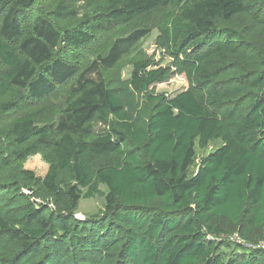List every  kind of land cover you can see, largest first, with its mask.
I'll list each match as a JSON object with an SVG mask.
<instances>
[{"label":"trees","instance_id":"16d2710c","mask_svg":"<svg viewBox=\"0 0 264 264\" xmlns=\"http://www.w3.org/2000/svg\"><path fill=\"white\" fill-rule=\"evenodd\" d=\"M44 1L0 0V264H264V0H90L76 25L73 0ZM160 8L172 67L105 75L148 28L72 55ZM181 74L186 90L156 92ZM39 153L43 177L24 167Z\"/></svg>","mask_w":264,"mask_h":264},{"label":"rangeland","instance_id":"374dc122","mask_svg":"<svg viewBox=\"0 0 264 264\" xmlns=\"http://www.w3.org/2000/svg\"><path fill=\"white\" fill-rule=\"evenodd\" d=\"M45 3L41 4L43 9L48 8L50 4V0H45ZM73 3L76 4L77 8V15L74 18L69 19L67 22L72 25L78 24L83 16L86 13L91 12L92 2L90 0H73ZM91 14V13H90ZM163 16V9H158L154 11L152 16L150 17H140L133 22L128 24H117L113 29L106 30L100 32L96 39L90 43L85 45L84 47L72 51V55L77 60L83 62V66L88 65L92 60L100 53L104 52L105 49H109L110 45L112 44L113 40L122 35H129L138 29L148 28L149 34L142 38L136 45L131 49L129 54L125 55L123 59L119 62V64L113 68V70L107 71V77L115 76V72H119V75L123 78H129L130 73L133 69V65L135 61L142 59V58H149L156 62H160L164 66H171L173 65V57L170 56L166 49L160 47V43L158 42L159 37L161 36V22ZM189 86V81L186 74L176 75L164 82L158 83L155 86L156 92L159 93H166L170 95H175L178 92L186 90ZM67 88H59L58 92L54 94L52 97L46 99L45 101H37V100H29L28 101V108L29 110L37 109L42 106L46 107L48 105L51 106H58L60 105L61 101L64 102L65 97L64 94L66 93ZM14 117L13 113H9V117ZM95 127L97 129L104 128L102 124L96 123ZM221 141H216L210 145V147L206 150H198L197 154V162L196 165L192 168V173L197 171L198 165H200L201 158L207 155L210 151L215 150L219 147ZM48 164L44 161L41 153L30 156L24 163V167L31 169L35 172L37 176L43 177L46 175L48 171ZM104 191L107 190L105 186H101ZM105 198L104 196H96L89 199H81L80 206L77 211V216L79 218H85L92 214L98 213L101 209L104 208ZM232 243H240L249 246L247 242L242 240L236 234L232 237L227 238ZM264 246V242L261 243Z\"/></svg>","mask_w":264,"mask_h":264},{"label":"built area","instance_id":"2783aa9c","mask_svg":"<svg viewBox=\"0 0 264 264\" xmlns=\"http://www.w3.org/2000/svg\"><path fill=\"white\" fill-rule=\"evenodd\" d=\"M26 191V190H25ZM237 235V234H236ZM238 236V235H237ZM239 237V236H238ZM241 243V241H239Z\"/></svg>","mask_w":264,"mask_h":264}]
</instances>
